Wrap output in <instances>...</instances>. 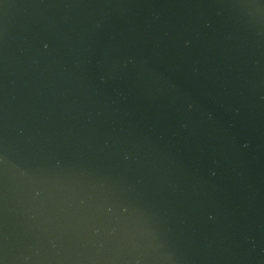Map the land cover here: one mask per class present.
Masks as SVG:
<instances>
[{"label": "water", "instance_id": "95a60500", "mask_svg": "<svg viewBox=\"0 0 264 264\" xmlns=\"http://www.w3.org/2000/svg\"><path fill=\"white\" fill-rule=\"evenodd\" d=\"M0 264H264V0H0Z\"/></svg>", "mask_w": 264, "mask_h": 264}]
</instances>
